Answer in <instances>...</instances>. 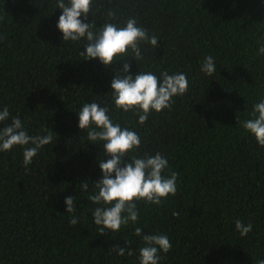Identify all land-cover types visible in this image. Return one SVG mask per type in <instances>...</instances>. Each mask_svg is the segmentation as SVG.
<instances>
[{
	"label": "trees",
	"instance_id": "trees-1",
	"mask_svg": "<svg viewBox=\"0 0 264 264\" xmlns=\"http://www.w3.org/2000/svg\"><path fill=\"white\" fill-rule=\"evenodd\" d=\"M53 4L0 0V104L32 133L48 128L55 135L27 167L19 148L0 153V264H134L136 225L98 232L89 212L94 205L80 194L83 182L91 189L101 178L98 162L107 159L103 144L87 142L77 126L74 110L92 99L138 132L140 155L159 151L178 173L175 196L137 205L139 226L171 240L161 264H264V147L238 122L264 95V57L255 55L264 37V0H96L97 15L88 17L98 27L112 11L115 22L135 17L161 38L156 49L142 45L140 67L131 56L111 67L81 59L75 44H63L56 27L62 10ZM207 55L217 64L212 77L199 70ZM125 62L132 74L183 71L188 91L138 124L103 96ZM66 196H77L76 225L69 223ZM237 218L250 221L252 231L241 236ZM126 244L133 256L111 250Z\"/></svg>",
	"mask_w": 264,
	"mask_h": 264
},
{
	"label": "clouds",
	"instance_id": "clouds-1",
	"mask_svg": "<svg viewBox=\"0 0 264 264\" xmlns=\"http://www.w3.org/2000/svg\"><path fill=\"white\" fill-rule=\"evenodd\" d=\"M96 0H54L53 9L62 10L57 29L62 33L63 44L71 42L78 48V56L83 60L98 59L106 67L117 60L131 56L140 67L144 60L142 45L156 49L161 41L155 34L139 25L135 17H128L122 23L115 22L116 14L107 13L108 19L97 26L89 20L88 14L97 15L93 5ZM257 57H264V37L257 39ZM199 70L206 77L217 72L215 58L204 56L199 62ZM187 73L183 71L159 72L140 70L131 73V65L123 63L122 70H116L110 83L111 91L103 96L111 97V104L117 110L131 112L138 122L144 124L153 113L170 109L175 97L183 96L189 88ZM99 97V96H96ZM71 108V107H70ZM73 110V108H71ZM78 115V128L85 130L87 142L103 144L104 156L99 160L102 176L90 185L83 182L80 194L87 197L94 207L89 209L92 224L98 232L110 230L114 235L122 227L136 225L134 234L140 240L135 249L134 264H161L172 243L167 233L145 232L139 226L140 209L138 204L160 205L164 200L177 193L178 173L170 170L169 159L157 151L154 154H139L141 138L136 130L122 125L113 119L107 103L92 99L74 110ZM239 125L245 133L252 136L258 146L264 147V95L252 104L251 111ZM5 121L8 123L4 124ZM0 153L20 149L22 165L29 166L40 151L54 143V133L45 128L39 133L29 130L26 120L19 114L13 115L9 106L0 104ZM65 211L71 215L69 223L80 221L77 213V196L64 198ZM175 215V213H174ZM235 230L245 236L252 231L253 225L237 218ZM116 255L133 256L134 250L125 246H111Z\"/></svg>",
	"mask_w": 264,
	"mask_h": 264
}]
</instances>
